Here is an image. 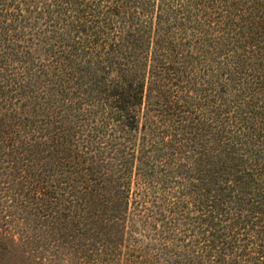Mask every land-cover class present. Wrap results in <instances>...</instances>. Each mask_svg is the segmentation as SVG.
I'll use <instances>...</instances> for the list:
<instances>
[{
    "label": "trees",
    "instance_id": "16d2710c",
    "mask_svg": "<svg viewBox=\"0 0 264 264\" xmlns=\"http://www.w3.org/2000/svg\"><path fill=\"white\" fill-rule=\"evenodd\" d=\"M0 264H264V0H0Z\"/></svg>",
    "mask_w": 264,
    "mask_h": 264
}]
</instances>
